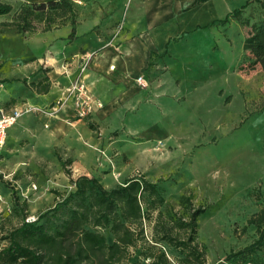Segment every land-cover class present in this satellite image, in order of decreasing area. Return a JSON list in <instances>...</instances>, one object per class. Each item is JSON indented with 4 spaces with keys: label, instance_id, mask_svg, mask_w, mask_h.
<instances>
[{
    "label": "rangeland",
    "instance_id": "rangeland-1",
    "mask_svg": "<svg viewBox=\"0 0 264 264\" xmlns=\"http://www.w3.org/2000/svg\"><path fill=\"white\" fill-rule=\"evenodd\" d=\"M0 1L16 8L23 1L46 0ZM71 1L80 29L83 22L92 24V32L106 41L130 14L131 0ZM225 1L224 16L172 38L161 54L150 55L135 101L119 102L113 110L121 112L97 113L94 121L91 113L78 119L74 113L64 118L62 106L53 111L59 95L51 88L36 93L46 70L24 66L33 63L27 53L36 49L28 39L36 33H0V105L42 109L25 114L6 139L0 159V234L72 192L65 170L73 180L95 177L106 189L137 177L157 185L164 212L185 216L181 196L193 208H204L194 236L205 248L204 264H264V237L254 243L257 229L247 223L263 207L264 72L250 65L252 58L242 48L252 27L264 22V0ZM9 20L0 17V22ZM77 120H88V135L69 133L67 127ZM156 221L152 211L144 239L128 250L132 261L142 260L147 245L155 244L171 264H179L178 250L151 242ZM101 233L107 243L114 240L109 229Z\"/></svg>",
    "mask_w": 264,
    "mask_h": 264
},
{
    "label": "trees",
    "instance_id": "trees-1",
    "mask_svg": "<svg viewBox=\"0 0 264 264\" xmlns=\"http://www.w3.org/2000/svg\"><path fill=\"white\" fill-rule=\"evenodd\" d=\"M233 13L237 15L239 10ZM0 17H10L0 22V33H44L68 25L69 41L75 37L78 24L77 8L71 0L22 2L16 8L0 1ZM242 48L252 58L250 65H260L264 72V22L252 27ZM38 83L43 86L36 93H48L49 78ZM38 83L32 82V86L36 88ZM65 173L74 184L72 192L34 220L22 219L0 234V264H171L155 244L147 245L149 253H141L142 260L132 261L128 253L144 239V223L152 211H156L157 220L152 243H165L178 250L179 264L205 263V248L194 238L196 219L204 208H193L188 197L179 199L187 210L183 216L160 209L164 199L159 188L144 178L130 177L106 189L95 177L81 175L73 180L69 171ZM262 202L261 210L247 220L257 229L256 244L264 237V198ZM102 229H109L113 235L111 243L106 242Z\"/></svg>",
    "mask_w": 264,
    "mask_h": 264
},
{
    "label": "crops",
    "instance_id": "crops-1",
    "mask_svg": "<svg viewBox=\"0 0 264 264\" xmlns=\"http://www.w3.org/2000/svg\"><path fill=\"white\" fill-rule=\"evenodd\" d=\"M228 6L225 0H131L130 14L122 21L121 30L107 41L92 32V24L87 22H83V29H80L82 23L77 24L71 41L68 40L71 29L68 25L31 36L28 41L36 50L34 55L27 53V59H32L33 63L24 64L25 70L35 72L43 67L47 70L50 88L59 95L57 83L66 85L77 73L81 55L87 54L84 83L89 94L102 103L90 114V121H94L97 113L121 112V109L113 110L119 102L135 101L143 88L136 78L142 77L150 55L161 54L172 38L224 16ZM61 63L68 66L69 76L61 74ZM19 105L10 109L0 107L9 111ZM62 107L60 113L64 118L73 116L71 102ZM19 120L8 129L7 137ZM85 122L88 120L75 121L72 127H67L69 133L88 135Z\"/></svg>",
    "mask_w": 264,
    "mask_h": 264
},
{
    "label": "built area",
    "instance_id": "built-area-1",
    "mask_svg": "<svg viewBox=\"0 0 264 264\" xmlns=\"http://www.w3.org/2000/svg\"><path fill=\"white\" fill-rule=\"evenodd\" d=\"M88 55L83 54L79 59L78 71L66 85L57 83L60 87L58 100L55 101V105L52 106V110H56L58 107L63 106L67 102L73 104V113L79 119L88 115L93 111L94 107H99V101L93 98L87 90L84 83V75L87 67ZM59 68L62 70L64 76H69L68 66L65 63H61ZM136 82L140 85L143 84L142 77H138ZM42 109L30 104H20L15 108L5 111L0 107V158L6 143L7 131L13 126L22 116L28 113L41 112ZM35 217L30 216L26 218L27 221L34 220Z\"/></svg>",
    "mask_w": 264,
    "mask_h": 264
},
{
    "label": "bare ground",
    "instance_id": "bare-ground-1",
    "mask_svg": "<svg viewBox=\"0 0 264 264\" xmlns=\"http://www.w3.org/2000/svg\"><path fill=\"white\" fill-rule=\"evenodd\" d=\"M251 160V159H250ZM255 163H257L256 161H255Z\"/></svg>",
    "mask_w": 264,
    "mask_h": 264
}]
</instances>
